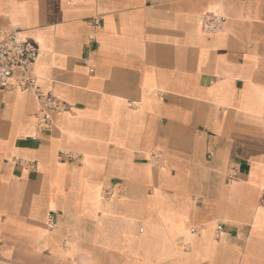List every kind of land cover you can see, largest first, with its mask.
Segmentation results:
<instances>
[{
  "label": "crops",
  "instance_id": "obj_1",
  "mask_svg": "<svg viewBox=\"0 0 264 264\" xmlns=\"http://www.w3.org/2000/svg\"><path fill=\"white\" fill-rule=\"evenodd\" d=\"M0 29L68 107L0 86V264H264V0H0Z\"/></svg>",
  "mask_w": 264,
  "mask_h": 264
},
{
  "label": "built area",
  "instance_id": "obj_2",
  "mask_svg": "<svg viewBox=\"0 0 264 264\" xmlns=\"http://www.w3.org/2000/svg\"><path fill=\"white\" fill-rule=\"evenodd\" d=\"M224 22L223 15L204 14L201 22L202 30L207 34L216 35L222 31ZM37 58V47L31 41L23 39L18 29H0V86H16L21 90L33 92L38 102L37 114L41 126L47 130L51 127L54 116L67 111L68 107L53 94L39 91ZM153 158L157 160L159 156L153 155ZM259 204L264 206V188L259 197ZM47 224L51 226L52 220L49 219ZM217 230H220V225L217 226Z\"/></svg>",
  "mask_w": 264,
  "mask_h": 264
}]
</instances>
